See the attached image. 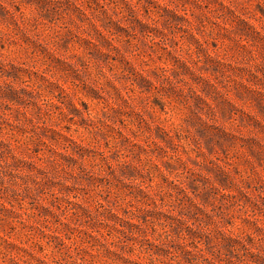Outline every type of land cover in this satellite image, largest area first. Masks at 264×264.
Here are the masks:
<instances>
[{
    "label": "rangeland",
    "instance_id": "rangeland-1",
    "mask_svg": "<svg viewBox=\"0 0 264 264\" xmlns=\"http://www.w3.org/2000/svg\"><path fill=\"white\" fill-rule=\"evenodd\" d=\"M0 264H264V0H0Z\"/></svg>",
    "mask_w": 264,
    "mask_h": 264
}]
</instances>
